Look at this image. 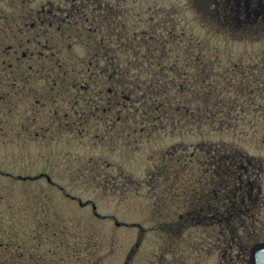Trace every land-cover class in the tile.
I'll list each match as a JSON object with an SVG mask.
<instances>
[{"label":"rangeland","instance_id":"1","mask_svg":"<svg viewBox=\"0 0 264 264\" xmlns=\"http://www.w3.org/2000/svg\"><path fill=\"white\" fill-rule=\"evenodd\" d=\"M64 1L0 0V264H227L223 256L234 253L221 255L216 229L212 239L179 229L183 200L171 201L165 178L183 177L174 187L182 196L201 161L190 153L224 141L263 162L264 194V146L232 132L156 131L128 77L173 97L179 87L154 68L153 52L165 50L170 63L188 49L208 57L202 64L244 65L263 81L264 25L240 30L192 0H103L110 11L85 26L41 27L36 13ZM100 41L109 56L98 62ZM134 47L137 72L125 78ZM124 85L135 89L122 93ZM170 159L176 171L167 173ZM261 216L264 224V209Z\"/></svg>","mask_w":264,"mask_h":264},{"label":"trees","instance_id":"2","mask_svg":"<svg viewBox=\"0 0 264 264\" xmlns=\"http://www.w3.org/2000/svg\"><path fill=\"white\" fill-rule=\"evenodd\" d=\"M108 11L110 10L106 9L103 0H65L58 8L41 11V15L49 17L48 20L41 17V27L51 28L55 25L57 30L61 27L67 29L80 22L85 26L89 21V15L93 20L99 19L100 14L104 12L107 14ZM218 20H230L232 22L228 21L226 25H235V28L238 25L240 30L245 28L251 31L256 25H264V19H245V22L242 18ZM248 20L250 21L247 22ZM86 44L89 50L96 49L92 44L88 42ZM97 44L98 48L93 55L95 61L108 59L109 50L104 45L100 47L101 41ZM101 48H104L103 52ZM139 49L141 48L134 47L135 55L129 53L131 57L126 60L130 61L126 62L123 70L121 69V74L125 78L129 71L137 72L138 67L129 64L136 61V58L138 60L142 54ZM164 51L157 49L153 52L155 59L159 61L154 68L166 75L169 84L179 87L174 89L175 96H171L170 89H161L160 85H139L137 75L136 78L133 75L128 77L130 80L136 79L132 82L133 85L137 83V103L141 109L144 107L150 116L153 112L152 118L144 121L147 122V126L151 125L160 132L198 128L199 132L250 135L257 139L258 145L264 146V80L260 81L255 76H260L259 72L250 75L244 65H230L226 68L208 66L202 64L208 58L205 54L201 56L191 54L188 49L177 52L168 63L166 58L163 60ZM222 56L232 58L226 53H223L220 59ZM194 60L201 61L200 66L193 67ZM113 61L110 66L113 75L118 76L120 61L116 62V59ZM259 68L264 69L262 64ZM197 76L201 78H196ZM133 89L135 87L124 85L121 91L124 93ZM125 109L127 108L123 107L122 110ZM178 151L182 153L184 150ZM176 152L177 150L173 148L169 152V157L174 156ZM195 155H200L201 161L197 164L195 178L187 179L186 185L184 183L180 185L182 196L174 187L176 179L181 181L183 177L180 178L177 174L174 176L173 173L169 179L168 176L165 178L171 201L179 200L180 197L183 200L184 213L178 219L182 222L179 229L199 228L202 232L208 231L210 239L215 237L216 229V241L220 244L221 255L224 251L234 253L233 256H223L226 263L249 264L250 247L264 241V224L261 219L264 209L263 162L224 141L201 143L190 153V159ZM190 159L186 165L191 162ZM172 160L168 161L170 163L166 167L167 173L173 171L170 165ZM183 169L187 171V167Z\"/></svg>","mask_w":264,"mask_h":264},{"label":"flooded vegetation","instance_id":"3","mask_svg":"<svg viewBox=\"0 0 264 264\" xmlns=\"http://www.w3.org/2000/svg\"><path fill=\"white\" fill-rule=\"evenodd\" d=\"M213 7L201 14L211 15L213 18H242V19H264V0H208ZM41 11L36 13L37 20L41 26ZM36 24L31 23V27ZM100 100V99H99Z\"/></svg>","mask_w":264,"mask_h":264},{"label":"water","instance_id":"4","mask_svg":"<svg viewBox=\"0 0 264 264\" xmlns=\"http://www.w3.org/2000/svg\"><path fill=\"white\" fill-rule=\"evenodd\" d=\"M192 6L197 12H207L213 7V3L208 0H192ZM46 179L50 182L48 177ZM248 262L249 264H264V241L250 247Z\"/></svg>","mask_w":264,"mask_h":264}]
</instances>
